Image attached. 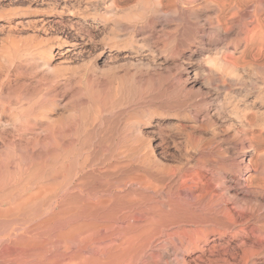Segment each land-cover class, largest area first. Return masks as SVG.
<instances>
[{
  "label": "rangeland",
  "instance_id": "374dc122",
  "mask_svg": "<svg viewBox=\"0 0 264 264\" xmlns=\"http://www.w3.org/2000/svg\"><path fill=\"white\" fill-rule=\"evenodd\" d=\"M208 1L0 0V264H264V41Z\"/></svg>",
  "mask_w": 264,
  "mask_h": 264
},
{
  "label": "bare ground",
  "instance_id": "6f19581e",
  "mask_svg": "<svg viewBox=\"0 0 264 264\" xmlns=\"http://www.w3.org/2000/svg\"><path fill=\"white\" fill-rule=\"evenodd\" d=\"M209 1H213V0H209ZM208 1V2H209ZM235 2V1H234ZM235 5H236V7H237V3H235ZM217 6V5H216ZM253 7H254V9H253V13H249V14H247V16H248V21H246L245 22V25H249V24H252L253 25V29H254V32L255 33H257V35L261 38V40L262 41H264V16L262 17L261 16V14H260V12L262 11V9L264 8V0H254L253 1V5H252ZM115 7V6H114ZM116 8V7H115ZM71 12V11H70ZM263 13V12H262ZM264 14V13H263ZM262 14V15H263ZM241 20V19H240ZM75 24V23H74ZM246 28V27H245ZM136 54V53H135ZM228 65V64H227ZM234 65V64H233ZM229 66H230V64H229ZM236 66V65H235ZM239 116V115H238ZM244 121V120H243ZM245 124H247V123H245ZM251 126H252V124H250ZM252 131V130H251ZM109 139V138H108ZM57 142V141H56ZM57 145H58V143H57ZM54 148V147H53ZM55 149V148H54ZM56 150V149H55ZM54 151V150H53ZM67 154V153H66ZM64 156V155H63ZM53 157H55V156H53ZM56 158V157H55ZM62 158V157H61ZM57 159V158H56ZM84 159V158H83ZM65 161V160H64ZM63 163V162H62ZM62 163H61V169L59 170L58 168L56 169V171H57V173H56V171L54 172L56 175L57 174H59V172H62V173H64V170L63 171H61L62 169H64V168H62ZM66 163H68V162H66ZM66 163H64L63 165H65ZM75 164V163H74ZM126 165V164H125ZM66 166V165H65ZM64 166V167H65ZM67 166H69V164L67 165ZM58 167H60V166H58ZM71 167H72V162H71ZM146 168V167H145ZM254 168V167H253ZM65 169H66V167H65ZM151 169V168H150ZM55 170V169H54ZM58 170H59V172H58ZM114 170V169H113ZM53 171V170H52ZM68 173H69V171H68ZM70 173H72V172H70ZM89 173V172H88ZM110 173V172H109ZM138 173V172H137ZM61 174V173H60ZM59 174V175H60ZM73 174V173H72ZM75 174V173H74ZM91 175H92V173H90ZM139 174V173H138ZM49 175V174H48ZM140 175V174H139ZM153 175V174H152ZM61 176H63V175H60L59 176V178H61ZM71 176V175H70ZM75 176H77V175H73V177H75ZM189 176V175H188ZM86 177V176H85ZM132 177V176H131ZM196 176H194V175H192L191 176V178H190V180H188V181H192L194 178H195ZM70 178V177H69ZM127 178H129V177H127ZM197 178V177H196ZM195 178V179H196ZM53 179H55V180H58V177H57V179L56 178H53ZM62 179H63V177H62ZM61 179V180H62ZM82 179H85V178H83L82 177ZM87 179H89V178H87ZM186 179V178H185ZM61 180H58V181H61ZM79 180V179H78ZM121 180V179H120ZM139 180V179H138ZM162 180V179H161ZM181 180V181H180ZM53 181V180H52ZM57 181V182H58ZM80 181H81V179H80ZM79 181V182H80ZM84 181V180H83ZM88 181V180H87ZM86 181V182H87ZM142 181H143V179H142ZM147 181H148V183L147 184H144L145 186L146 185H150V183H152V182H150L148 179H147ZM146 181V182H147ZM175 179L174 180H172L170 183H169V185H168V190H170V188L174 185V183L176 182V181H178V182H180V184L183 186L184 185V183L187 181V180H185V181H182V179H177L175 182ZM78 182V181H77ZM79 182H78V185H79ZM85 182V181H84ZM105 182V181H104ZM140 182H141V180H140ZM144 182V181H143ZM164 182V181H163ZM51 183V182H50ZM83 183V182H82ZM88 183H90V182H88ZM108 183V182H107ZM54 184V183H53ZM55 184H56V182H55ZM61 184V183H60ZM81 184V183H80ZM84 184V183H83ZM161 184V183H160ZM85 185V184H84ZM151 185H153V184H151ZM155 185H156V183H155ZM51 186H52V184H51ZM55 186V185H54ZM70 186V185H69ZM72 186V185H71ZM74 186V185H73ZM73 186L70 188V189H72L73 188ZM112 186V185H111ZM162 186V185H161ZM178 186V185H177ZM50 187V186H49ZM56 187V186H55ZM62 187V186H61ZM75 187V186H74ZM146 187H148V186H146ZM150 187V186H149ZM155 187V186H154ZM176 187V186H175ZM37 189V188H36ZM54 189V188H53ZM157 189H158V187H157ZM74 190H75V188H74ZM159 190V189H158ZM50 191V190H49ZM52 191V190H51ZM54 191V190H53ZM95 190H93V192H94ZM155 191V190H154ZM38 192L39 191H37L35 194L37 195V197H38ZM74 192V196H75V191H73ZM141 192V191H140ZM158 192V191H157ZM30 193H31V191H30ZM30 193H28V194H30ZM79 193H81V192H79ZM33 194H34V192H33ZM35 194H34V196H35ZM41 194V193H40ZM8 195V194H7ZM32 194H30L29 196H31ZM77 195V194H76ZM142 195V194H141ZM150 195V194H149ZM34 196H31V197H34ZM110 196V195H109ZM30 197V199H29V197H27L26 199H27V201L29 200V201H32V199H34V198H31ZM36 197V196H35ZM69 197H70V195H69ZM73 197V196H72ZM77 198H78V196H76ZM82 197V196H81ZM21 199H22V197H20ZM74 198V197H73ZM72 198V199H73ZM77 198H75V199H77ZM80 198V197H79ZM83 198V197H82ZM82 198H80V199H82ZM114 198H116V197H114ZM119 198V197H118ZM118 198H116V199H118ZM120 198H121V196H120ZM24 199V198H23ZM87 199H88V197H87ZM125 198H123L122 200H124ZM48 200H49V198H48ZM71 200V199H70ZM69 200V201H70ZM74 200V199H73ZM127 200V199H126ZM125 200V201H126ZM24 202H25V200H23ZM26 201V202H27ZM36 201H38V200H36ZM75 201V202H74ZM74 201H71V205H73V207H75V203H76V201L77 200H74ZM82 201V200H81ZM85 201V200H84ZM84 201H82V203H84ZM89 201H91V200H89ZM100 201H102V200H99V204H100ZM108 201V200H107ZM109 201H111V200H109ZM109 201H108V203L107 204H109ZM20 203H21V201H20ZM35 203V201L33 200V203L32 204H34ZM61 203H62V201H61ZM68 203V202H67ZM87 203H88V201H87ZM95 203H96V201H95ZM114 203H117V201L115 200L114 201ZM113 203V204H114ZM127 203H128V200H127ZM132 203H133V201H132ZM143 203H144V201H143ZM23 204V203H22ZM32 204H31V206H32ZM69 204V203H68ZM81 204V203H80ZM80 204H79V206H80ZM94 204V203H93ZM102 204H103V201H102ZM104 204H105V200H104ZM106 204V207L108 206ZM129 204V203H128ZM136 204H138V203H136ZM8 205V204H7ZM16 205V204H15ZM14 205V206H15ZM18 205H20L19 203H18ZM17 205V206H18ZM70 205V204H69ZM68 205V206H69ZM84 205V204H83ZM97 205H98V200H97ZM110 206H112L111 204H109ZM116 205V204H115ZM118 205V204H117ZM125 205V204H124ZM130 205H132V204H130ZM163 205V204H162ZM169 205V204H168ZM77 206V205H76ZM88 206V205H87ZM93 206V205H92ZM96 206V205H95ZM102 206V205H101ZM120 206V205H119ZM133 206H136V205H134L133 204ZM138 206V205H137ZM72 206L70 207V208H73ZM102 207H104V206H102ZM124 207V206H123ZM123 207H121V208H123ZM126 208H127V204H126V206H125ZM130 207H132V206H130ZM129 206H128V208H130ZM160 207V206H159ZM171 207H173V206H171ZM16 208V207H15ZM68 208V207H67ZM69 208V209H70ZM81 208V207H80ZM94 208V207H93ZM137 209H138V207H136ZM3 209V208H2ZM14 209V208H13ZM63 209V208H62ZM102 209H104V208H102ZM108 209V208H107ZM131 209V208H130ZM132 209H133V207H132ZM137 209L135 210V211H137ZM159 209V208H158ZM161 209V208H160ZM163 209V208H162ZM165 209V208H164ZM163 209V210H164ZM40 210V209H39ZM73 210V209H72ZM75 210V209H74ZM80 210V209H79ZM82 210V209H81ZM101 210V209H100ZM106 210V209H105ZM117 210H120V209H117ZM116 210V211H117ZM124 211H126L125 209H123ZM128 210V209H127ZM163 210H161V211H163ZM168 210V209H167ZM98 211V210H97ZM110 211V210H109ZM131 211V210H130ZM134 211V214H136V212ZM139 212H141L140 210H138ZM137 211V212H138ZM155 211V210H154ZM18 212V211H17ZM99 212V211H98ZM144 212V211H143ZM142 212V213H143ZM160 212V211H159ZM164 212V211H163ZM0 213H3L4 214V212H0ZM40 213V212H39ZM94 213V212H93ZM102 213V212H101ZM109 213V212H108ZM111 213V212H110ZM128 213V212H127ZM97 214V213H96ZM106 214H107V212H106ZM116 214H118L117 212L116 213H114V215H116ZM125 214V213H124ZM123 214V216H125ZM130 213H128V215H129ZM131 214H133V213H131ZM138 214V213H137ZM140 214V213H139ZM168 214V213H167ZM6 215V214H5ZM12 215V214H11ZM14 215V214H13ZM74 215V214H73ZM114 215H113V217H114ZM122 215V214H121ZM0 216H2L1 214H0ZM60 216V215H59ZM75 216H77V215H75ZM96 216V215H95ZM130 216V215H129ZM61 217V216H60ZM84 217V216H83ZM126 217V216H125ZM148 218H149V220H155L156 219V217H157V214L155 213V212H152V213H148V216H147ZM87 218V217H86ZM45 220V219H44ZM50 220H51V218H50ZM76 220V219H75ZM89 220V219H88ZM157 220V219H156ZM178 220V219H177ZM47 221V220H46ZM81 221H83V220H81ZM1 222V221H0ZM84 222V221H83ZM153 222V221H152ZM167 223V222H166ZM89 224V223H88ZM36 225H37V223H36ZM60 225V224H59ZM79 225V224H78ZM74 226V225H73ZM89 226V225H88ZM111 226V225H110ZM58 227V226H57ZM74 227H76V226H74ZM79 228V227H78ZM147 228V227H146ZM74 229H76V228H74ZM81 229V228H80ZM79 229V231H81ZM157 229V228H156ZM159 229V228H158ZM78 230V229H77ZM82 231H83V229H82ZM90 231V230H89ZM154 231V230H153ZM31 232V231H30ZM74 233H77V232H74ZM88 233V232H87ZM202 235H204V236H206L207 234H206V232H204V231H202ZM253 233V232H252ZM69 234H70V231H69ZM71 234H73V232H71ZM157 234V233H156ZM75 235V234H74ZM85 235V234H84ZM73 236V235H72ZM75 236H79V235H75ZM82 238V237H81ZM79 239V238H78ZM215 238H213L212 240H214ZM26 240V239H25ZM24 240V241H25ZM75 240V239H74ZM91 240V239H90ZM96 240V239H95ZM260 240V239H259ZM35 241V240H34ZM37 241V240H36ZM81 241H82V239H81ZM215 241V240H214ZM16 242V241H15ZM19 242V241H18ZM18 242H17V244H18ZM31 242V241H30ZM122 242V241H121ZM129 242H130V240H129ZM25 243V242H24ZM38 243V242H37ZM77 243H79V241L77 242ZM197 244L199 243V242H196ZM56 244V243H55ZM71 244V243H70ZM72 244H74V242H72ZM76 244V243H75ZM123 244V243H122ZM216 243H214V245H212V247L214 248V247H216V245H215ZM29 245V244H28ZM32 244H30L29 246H31ZM66 245V244H65ZM78 245H83V244H81V243H79ZM111 245V244H110ZM25 246V245H24ZM77 246V245H76ZM84 247V246H83ZM87 247H88V245H87ZM91 247H93V246H91ZM100 247H102V246H100ZM69 248H70V246H69ZM77 247H75V249H76ZM104 248V247H103ZM117 248V247H116ZM115 248V249H116ZM122 248V247H121ZM144 248V247H143ZM93 249V248H92ZM95 249V248H94ZM96 249H98V248H96ZM113 249H114V247H113ZM215 249V248H214ZM214 249H213V251H214ZM28 250V249H27ZM108 250V249H107ZM24 251H26V250H24ZM37 251V250H36ZM35 251V252H36ZM74 251V250H73ZM77 251H79V249L77 250ZM20 252V251H19ZM27 252V251H26ZM29 252V251H28ZM30 252H32V250L30 251ZM41 252V251H40ZM75 253H76V251H74ZM83 252H84V250H83ZM86 252V251H85ZM94 252V251H93ZM97 252V251H96ZM96 252H94V253H96ZM102 252V251H101ZM25 253V252H24ZM23 253V254H24ZM34 253V251L32 252V254ZM78 253V252H77ZM31 254V253H30ZM37 254V253H36ZM84 255H86L85 253H83ZM88 254V253H87ZM2 255V254H1ZM24 255H29V254H24ZM23 255V256H24ZM39 255V254H38ZM74 255H76V254H74ZM78 255H79V253H78ZM77 255V256H78ZM94 255H96V257H97V255H98V253L97 254H94ZM103 255V254H102ZM3 256V255H2ZM73 256V255H72ZM90 256V255H89ZM88 256V257H89ZM109 256H111V255H109ZM119 256V255H118ZM138 256V255H137ZM20 257V256H19ZM71 257V256H70ZM83 256H81L80 258H82ZM86 257H87V255H86ZM107 257V256H106ZM115 257V256H114ZM29 258H33V257H29ZM63 257H61L60 259H62ZM71 258H73V257H71ZM77 257H75V259H76ZM79 258V259H80ZM85 258V257H84ZM90 258V257H89ZM91 258H92V254H91ZM102 258V257H101ZM122 258H124V257H122ZM135 259H136V257H134ZM2 259V258H1ZM15 259V258H14ZM59 259V258H58ZM57 259V260H58ZM78 259V258H77ZM76 259V260H77ZM95 258H93L92 260H94ZM100 259V258H99ZM99 259L97 258V260L99 261ZM105 259V258H104ZM103 259V260H104ZM112 259H113V257H112ZM16 260V259H15ZM28 260H30V259H28ZM82 260H85V259H82ZM86 260H87V258H86ZM92 260L90 261V262H92ZM100 260H102V259H100ZM105 260H107V259H105ZM111 260V259H110ZM131 260V259H130ZM61 262H62V260H60ZM60 261H58L59 263H60ZM80 261V260H79ZM89 261V260H88ZM108 261V260H107ZM115 260H113V262H114ZM120 261V260H119ZM118 261V262H119ZM134 261V260H133ZM21 263H22V261H20ZM57 262V263H58ZM95 262V261H94ZM111 262V261H110ZM112 262V263H113ZM89 263V262H88ZM95 263H97V262H95ZM102 263H103V261H102ZM130 263V262H129ZM128 263V264H129ZM4 264V263H3ZM71 264V263H70ZM80 264V263H79ZM81 264H85V263H81ZM90 264V263H89ZM93 264V263H92ZM99 264V263H98ZM105 264V263H104ZM107 264V263H106Z\"/></svg>",
  "mask_w": 264,
  "mask_h": 264
}]
</instances>
